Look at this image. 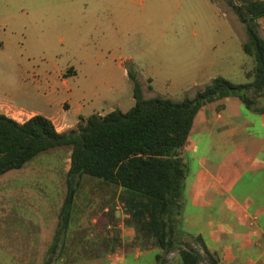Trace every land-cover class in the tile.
<instances>
[{"label":"rangeland","instance_id":"rangeland-1","mask_svg":"<svg viewBox=\"0 0 264 264\" xmlns=\"http://www.w3.org/2000/svg\"><path fill=\"white\" fill-rule=\"evenodd\" d=\"M245 39L229 0H0V97L29 111L18 113L22 120L30 111L59 108L65 98L84 104L86 115L126 111L134 103L130 70L143 97L180 101L216 76L250 81L253 59L243 51ZM68 153L66 146L41 152L21 172L63 173ZM36 183L52 190L58 182ZM116 205L117 230L123 223L139 245L120 196ZM85 223L75 218L69 236H81L73 230ZM177 237L191 241L184 229ZM192 244L203 254L201 264H209L202 247ZM164 258L182 264L177 249Z\"/></svg>","mask_w":264,"mask_h":264},{"label":"crops","instance_id":"crops-1","mask_svg":"<svg viewBox=\"0 0 264 264\" xmlns=\"http://www.w3.org/2000/svg\"><path fill=\"white\" fill-rule=\"evenodd\" d=\"M259 23L264 36L263 17ZM258 101L264 104L262 98ZM84 108L65 98L59 108L30 111L24 120L39 113L50 118L58 131H66L76 127L80 116L107 113L86 115ZM21 110L29 112L0 97V113L22 122ZM182 156L187 167L184 231L192 239L200 237L218 264H264V112L248 109L237 96L204 104L194 116ZM64 160L68 163L63 173L21 172L29 160L0 175V248L5 251L1 264H155L161 249L133 244V234L123 223L118 224L121 231L117 230L121 188L86 174L81 183L91 184L84 189L80 184L75 192L60 247L48 251L67 193L70 147ZM44 178L58 183L46 190L47 185L36 183ZM78 216L86 223L73 231H83L82 235L69 236Z\"/></svg>","mask_w":264,"mask_h":264},{"label":"trees","instance_id":"trees-1","mask_svg":"<svg viewBox=\"0 0 264 264\" xmlns=\"http://www.w3.org/2000/svg\"><path fill=\"white\" fill-rule=\"evenodd\" d=\"M238 20L244 24L243 51L252 57L251 80L233 82L223 76L212 78L193 97L175 101L164 97H143L136 75L134 104L101 115L80 116L75 128L58 131L52 120L34 114L19 122L0 113V175L21 168L37 154L56 147H70L67 193L60 211L59 226L49 252L60 247V236L81 176L88 174L121 188L119 195L135 227L139 244L161 249L156 264H165L164 254L178 250L182 264H201L203 254L193 246L199 242L209 264H218L200 237L182 240V205L187 173L182 149L197 111L206 103L239 97L248 109L264 112V36L259 19L264 17V0H229ZM181 228V229H180ZM49 261H47L48 263Z\"/></svg>","mask_w":264,"mask_h":264}]
</instances>
